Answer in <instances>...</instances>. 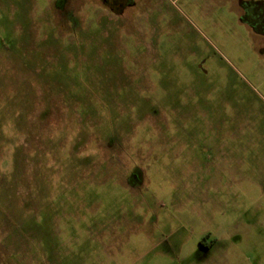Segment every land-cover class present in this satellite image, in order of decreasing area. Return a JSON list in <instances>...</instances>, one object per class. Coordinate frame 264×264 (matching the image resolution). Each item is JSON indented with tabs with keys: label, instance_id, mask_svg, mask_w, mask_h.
<instances>
[{
	"label": "rangeland",
	"instance_id": "374dc122",
	"mask_svg": "<svg viewBox=\"0 0 264 264\" xmlns=\"http://www.w3.org/2000/svg\"><path fill=\"white\" fill-rule=\"evenodd\" d=\"M239 1L0 0V264H264Z\"/></svg>",
	"mask_w": 264,
	"mask_h": 264
},
{
	"label": "flooded vegetation",
	"instance_id": "af4514ba",
	"mask_svg": "<svg viewBox=\"0 0 264 264\" xmlns=\"http://www.w3.org/2000/svg\"><path fill=\"white\" fill-rule=\"evenodd\" d=\"M105 3H115L117 0H103ZM249 4L248 1H244V3H240V7L242 9L243 13H247V9H249ZM251 9V8H250ZM249 9V11H250ZM253 10L255 9L254 7L252 8ZM256 10V9H255ZM253 14H255V11L253 12ZM199 243H201V241H199ZM208 248V247H207Z\"/></svg>",
	"mask_w": 264,
	"mask_h": 264
},
{
	"label": "crops",
	"instance_id": "0c3cea01",
	"mask_svg": "<svg viewBox=\"0 0 264 264\" xmlns=\"http://www.w3.org/2000/svg\"><path fill=\"white\" fill-rule=\"evenodd\" d=\"M245 1H249V0H245ZM240 3H242V1H239V2H238V8H239V11L241 12L242 9H241V7H240Z\"/></svg>",
	"mask_w": 264,
	"mask_h": 264
}]
</instances>
